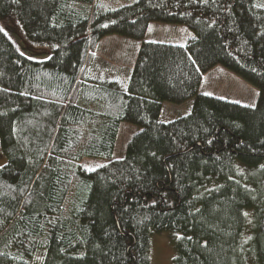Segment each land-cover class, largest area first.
<instances>
[{
    "label": "trees",
    "instance_id": "1",
    "mask_svg": "<svg viewBox=\"0 0 264 264\" xmlns=\"http://www.w3.org/2000/svg\"><path fill=\"white\" fill-rule=\"evenodd\" d=\"M12 23L49 58L22 55ZM150 24L192 38L144 42ZM112 36L141 43L123 91L86 77ZM217 66L255 107L200 92ZM122 123L137 132L113 159ZM0 151V264H149L163 232L171 264H264V0H0Z\"/></svg>",
    "mask_w": 264,
    "mask_h": 264
},
{
    "label": "rangeland",
    "instance_id": "2",
    "mask_svg": "<svg viewBox=\"0 0 264 264\" xmlns=\"http://www.w3.org/2000/svg\"><path fill=\"white\" fill-rule=\"evenodd\" d=\"M14 25L13 23L7 24L2 29L18 51L33 61L47 60L50 56L49 50L43 46L27 43ZM148 28V37L152 39L158 37L159 41L185 42L184 37L181 35H171L160 29H155L154 26H149ZM179 29H184L190 33L183 27ZM136 45H138L136 42L117 36L101 40L93 53V59L89 62L88 73L86 75L87 79L93 82L103 83L116 79L119 89L123 91V84L124 86L126 85L128 78L126 77V70L134 65L133 57L135 56ZM201 91L209 96L238 103L253 102L258 96L257 89L220 66L215 67V69L203 76ZM191 106L192 100L179 106L163 103L159 121L167 123L186 116L190 113ZM122 124L123 126L131 127L132 132L129 134L126 131H119L113 159H120L124 156L126 146L133 136L134 131H136L134 126L126 123ZM5 163L6 159L0 151V167L4 166ZM104 164L105 162L103 161L91 159H83L80 163L86 172H91ZM178 238V234L168 232L150 234L148 246L149 264H171L176 254L175 240Z\"/></svg>",
    "mask_w": 264,
    "mask_h": 264
},
{
    "label": "crops",
    "instance_id": "3",
    "mask_svg": "<svg viewBox=\"0 0 264 264\" xmlns=\"http://www.w3.org/2000/svg\"><path fill=\"white\" fill-rule=\"evenodd\" d=\"M149 26H154L155 29H160L161 31H165V33H168V34H171V35H178V36H183L184 39H185V42L182 43V42H174V41H159V38H155V39H152L150 37H148V32H146V35L144 37V42H151V43H159V44H171V45H177V46H185V44L187 43L188 40H190L192 38V35L191 33H188L187 31H185L184 29H179L181 27H178V26H167V25H162V24H150ZM157 26H163V27H157ZM149 29V28H148ZM147 29V31H148ZM109 38V37H107ZM162 40V39H161ZM130 42V41H129ZM134 42V41H133ZM138 45H136V52H135V56L133 57V60L135 62L136 60V57H137V53H138V50H139V47L141 45V43L139 42H136ZM133 47V46H132ZM133 67H131L130 69L126 70V77L129 76L131 70H132ZM126 79V78H125ZM112 81H115L117 82L116 79H112ZM125 82V80H124ZM127 82V81H126ZM126 85L124 86L123 84V89H125ZM200 92L204 95H206L205 93H203L200 89ZM258 97V96H257ZM257 97L254 99L253 102H249V103H238V102H235V101H231L230 102H233V103H237V104H240V105H244V106H247V107H255L256 105V101H257ZM126 131L127 133L130 134V132H132V129L131 127L129 126H123V124L119 126V130H118V134H119V131ZM137 132V129L136 131H134V134ZM133 134V135H134ZM131 139V138H130Z\"/></svg>",
    "mask_w": 264,
    "mask_h": 264
}]
</instances>
